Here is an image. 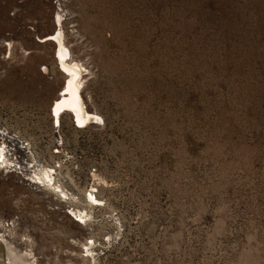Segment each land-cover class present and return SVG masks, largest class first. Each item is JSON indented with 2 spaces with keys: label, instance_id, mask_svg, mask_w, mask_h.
Wrapping results in <instances>:
<instances>
[{
  "label": "rangeland",
  "instance_id": "1",
  "mask_svg": "<svg viewBox=\"0 0 264 264\" xmlns=\"http://www.w3.org/2000/svg\"><path fill=\"white\" fill-rule=\"evenodd\" d=\"M57 13L98 125L52 126ZM0 124L56 183L0 176V264H264V0H0Z\"/></svg>",
  "mask_w": 264,
  "mask_h": 264
},
{
  "label": "bare ground",
  "instance_id": "2",
  "mask_svg": "<svg viewBox=\"0 0 264 264\" xmlns=\"http://www.w3.org/2000/svg\"><path fill=\"white\" fill-rule=\"evenodd\" d=\"M58 13L53 18V33L47 37H44V41H42L44 43L51 42L55 45L54 59L56 61L57 70L59 74L63 77L62 87L50 108V115L53 121L52 126L53 128L55 127V121L58 122V124L60 125V119L64 115H70L72 117L73 124L76 129L86 128L89 124L98 125L103 119H101L97 114L88 111L87 108L84 106L81 84L87 74L83 73L85 69H83L82 65L79 66L75 60H71V54L66 48L62 38V21L59 16L60 13ZM66 57H69V59L67 60ZM60 92H62L61 95ZM0 160L1 162H5V157L4 155H2V153H0ZM31 169L32 168L26 165V171H28V175L24 181V184H27L26 186L36 187L37 189H40L38 187L42 188L44 186H48L47 184H50V182L46 183L45 181L46 179L50 178V176L48 175L50 170L42 169V172L32 170L33 172H31ZM55 184L56 183L52 182L51 186H54ZM55 188L59 189V193L65 195V198L67 200L73 198L70 194H67V192H65V190L61 186ZM93 192H95V190L91 189L89 197L92 199V201L94 200V205L98 206L99 201L94 196H92ZM85 202H90L87 201L86 196ZM73 213H75V211ZM67 215L71 217L68 213ZM2 237H4V235L0 237V242L5 243L7 240L5 239V241ZM9 245L11 244L6 243L5 245V250L7 254L6 257H8V264L10 263L9 261H12L10 257H16L13 250L11 249V246Z\"/></svg>",
  "mask_w": 264,
  "mask_h": 264
},
{
  "label": "built area",
  "instance_id": "3",
  "mask_svg": "<svg viewBox=\"0 0 264 264\" xmlns=\"http://www.w3.org/2000/svg\"><path fill=\"white\" fill-rule=\"evenodd\" d=\"M54 126V128H58V122L55 121ZM27 146L26 141L18 133L0 124V153L5 157V162H1L0 160V176H13L17 182L24 183L28 175L24 160ZM48 186L51 185L48 184ZM74 211L75 213H73ZM79 212L78 210L69 209L66 211V214L68 213L71 216L70 218L74 223L82 225L85 217L83 213ZM12 226L13 222L11 220H0V237L3 235L4 230Z\"/></svg>",
  "mask_w": 264,
  "mask_h": 264
}]
</instances>
